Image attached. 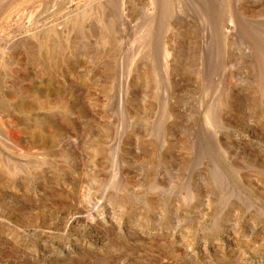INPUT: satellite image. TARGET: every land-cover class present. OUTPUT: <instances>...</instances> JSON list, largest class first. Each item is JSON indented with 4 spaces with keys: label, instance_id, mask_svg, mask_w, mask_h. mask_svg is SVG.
Segmentation results:
<instances>
[{
    "label": "rangeland",
    "instance_id": "374dc122",
    "mask_svg": "<svg viewBox=\"0 0 264 264\" xmlns=\"http://www.w3.org/2000/svg\"><path fill=\"white\" fill-rule=\"evenodd\" d=\"M0 264H264V0H0Z\"/></svg>",
    "mask_w": 264,
    "mask_h": 264
}]
</instances>
